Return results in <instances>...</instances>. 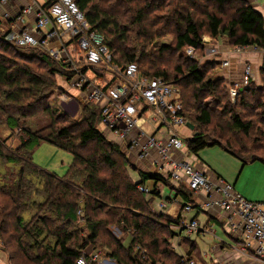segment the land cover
I'll return each mask as SVG.
<instances>
[{
    "label": "trees",
    "instance_id": "16d2710c",
    "mask_svg": "<svg viewBox=\"0 0 264 264\" xmlns=\"http://www.w3.org/2000/svg\"><path fill=\"white\" fill-rule=\"evenodd\" d=\"M51 2L46 0L44 6ZM73 2L90 29L102 36L113 63L134 62L148 78L161 77L179 87L180 112L194 126L184 139L189 153L195 156L206 146H218L242 164H264V156L254 150L264 149V76L260 86L241 89L235 103H230L225 80L206 74L216 60L202 65L183 54L187 47L203 52L204 34L215 40L224 36L230 46L264 52V19L251 0ZM166 35L171 41L157 48L156 42ZM174 54L177 61L172 71L160 67ZM258 71L264 74V62ZM65 76L54 59L7 42L0 32V124L10 129V135L19 129L15 146L6 144L12 135L0 137V170L12 165L16 172L10 186L0 180V229L16 245L13 254H8L9 264L25 259L31 264H76L85 249L96 247L107 249L114 264H183V257L170 244L174 233L169 224L176 220L153 214L150 199L137 189L147 179L155 181L153 187L164 179L158 174H141L139 181L131 180L117 143L99 131L96 106L82 104L79 108L75 101L61 107L48 103L58 89L57 79ZM208 97L216 101L213 107L206 102ZM77 113L78 118L72 119ZM42 142L71 154L63 176L32 163L31 149ZM3 179L7 181V176ZM175 191L183 202H192L184 185ZM30 210L33 213L25 220ZM111 227L131 234L127 245ZM192 246L186 258L193 260Z\"/></svg>",
    "mask_w": 264,
    "mask_h": 264
},
{
    "label": "built area",
    "instance_id": "2783aa9c",
    "mask_svg": "<svg viewBox=\"0 0 264 264\" xmlns=\"http://www.w3.org/2000/svg\"><path fill=\"white\" fill-rule=\"evenodd\" d=\"M8 2L0 0L3 8L0 14L9 20L7 28H0L3 39L18 47L34 48L65 70L66 89L58 88L54 93L56 105L61 107L75 101L79 108L82 104L96 106L99 131L104 137L115 141L119 150L143 165L146 172L165 177L171 183L173 190L163 201L171 200V195L173 199L177 197L175 190L182 185L193 193L204 191L201 200L183 202L181 210L216 209L224 231L238 239V244L232 246L235 253L264 264V203L247 200L231 184L210 178L198 166L180 134L186 119L180 112L177 88L161 77L141 74L134 62L124 66L113 63L102 36L90 29L73 0H52L47 7L45 1H32L15 13L5 9ZM29 16L32 23H24ZM235 48L240 52L252 47ZM187 51L193 58L192 48ZM221 65L228 67L229 59H223ZM253 69L249 62L244 63L240 79L228 84L229 99L256 82ZM95 70L110 74V79L100 81L101 76ZM77 118L78 113L72 117ZM137 189L145 195L160 191L143 183ZM175 225L187 235L199 231L214 235L213 230H205L193 217ZM183 260L185 264H194L192 259ZM104 261L109 262L102 260L98 252H83L76 264H105Z\"/></svg>",
    "mask_w": 264,
    "mask_h": 264
},
{
    "label": "rangeland",
    "instance_id": "374dc122",
    "mask_svg": "<svg viewBox=\"0 0 264 264\" xmlns=\"http://www.w3.org/2000/svg\"><path fill=\"white\" fill-rule=\"evenodd\" d=\"M38 1L41 2L43 0H38ZM2 10H3V8L0 6V11H2ZM1 27L7 28L8 24L7 23L1 24L0 28ZM207 36L209 37V35L204 34L202 36V41ZM211 40H215V39H211ZM226 40L227 39H225L224 36L220 37L216 41V43H214L213 45H209L207 47V52L205 50L203 52H201V51H195L192 49L193 51L190 54L194 55L193 58H195V60H198L199 63L202 65L205 63L207 64L210 59L216 60L213 67L212 66L208 67V69L206 71L207 75L209 74V75H212L214 77H219V75H221L223 73L221 71L224 68L221 65V62L223 59L227 60V59L240 58L242 55H244L245 53H248V52H254L257 54H259V53L264 54V52H262L261 50H259L257 48H254V47L245 48V49L243 48L239 52L236 50V48L234 50V46H230V44ZM170 41H171V36L166 35V36L162 37L159 41H157L155 45H158L157 46V48H158L160 45L169 43ZM152 46L153 45H150L149 48H151ZM188 48H190V47L185 48L183 51V54L186 56H190L188 54V51H187ZM176 57H177V54H174L172 57H168L167 59L164 60L167 62V64L164 63V65L166 64V66H164L161 63V64H159L160 67H163V68L166 67L169 71H172V66L177 61ZM190 57H192V56H190ZM262 58H264V56ZM259 59H260V57H259ZM210 61L212 62L213 60H210ZM244 63L245 62H242V64L240 65V69H242ZM253 68L255 70L254 74H255V79H256V82L253 83V85L260 86L262 84V77L264 76V74L262 75L258 71L259 67L256 68L253 66ZM95 71L98 72L99 75L101 76L100 81H106V80L110 79V77H111L110 74H107L102 70H95ZM139 72H141V71H139ZM175 87L179 91V96H180L179 87L178 86H175ZM56 92L57 91L55 90L48 99V103H50L51 105L57 104L56 98H55L56 94L54 95V93H56ZM180 98H181V96H180ZM235 100H236V96L233 99H230V103H235ZM206 102L211 107H213L216 101L214 99H212L211 97H208V98H206ZM181 107H182V104H181ZM98 113H99V111H98ZM35 118H41V117L37 116ZM42 119H44V118H42ZM36 121H38V120L36 119ZM36 121L34 120L35 124L37 123ZM43 124L44 123H42V122L37 123V125H43ZM62 124H63V122H61L59 125H62ZM150 130H152V125H150ZM18 131H19L18 128L13 130V132L11 134L12 136H11L10 135V129L8 127L0 124V137L2 139H4V138H7L9 135L11 136L10 138L6 139V144L9 145V147L15 146L17 144ZM180 134L182 137H183V135L184 136H186V135L190 136L192 134V131H190V129L187 127H182L180 129ZM112 143L114 144V142H112ZM260 144L262 146V143H260ZM254 150L260 152V154H262L264 156V149L263 148H262V150H258L257 148ZM197 156H198L199 160H201L204 164L209 165L213 170H215V172L220 176V178L222 180L231 184L232 186L234 184V186H235L234 190L235 191L237 190L247 200L256 201V202H264V164H262L260 161L248 162V163L243 165L241 170H239V167L241 164L238 162V160L218 146H206L197 152ZM125 158H126L127 162H130V160L126 156H125ZM71 159H72V157H71L70 153H68L62 149H59L58 147L53 146V145L46 143V142H42L39 145L34 146L31 149V161H32V163L34 165L38 166L39 168H42V169H45V170H48L50 172L55 173L59 177L63 176L66 173L67 168H68L69 164L71 163ZM1 168H2V170H0V180L4 181V183L7 186H10L11 182H12V178L16 172H14L12 165H6V166L1 167ZM132 168H134V167H132L131 164H127L128 174L130 173L129 171L135 172V170H133ZM11 170L13 171V173L11 172ZM131 175H133V174H131ZM4 176H7V181H5L3 179ZM146 182H147L146 186L148 188H150L151 184L153 183V180L147 179ZM158 184L160 185L161 183H158ZM159 185H156V186L160 190L161 186H159ZM169 187L166 186L164 188V190L162 192L163 197L169 193V191H170ZM239 189H242L244 191V194L242 192H240ZM203 192L204 191H198L196 193L202 195ZM30 198H32V196H30ZM180 200L181 201H179V204H178V206L180 207L179 210H181L180 204L183 203L182 199H180ZM162 203H164V201ZM166 203H168V202L165 201V204ZM0 204H1V202H0ZM149 209H151V208L149 207ZM32 210H33V208H32ZM32 210H30L26 213L24 212L25 214L23 217L25 220H28L31 213H33ZM188 215H190V214H188ZM80 216H81V214L78 215V223H77L78 225L81 222ZM13 220H14V218H11L9 221V223L12 225H13ZM182 221L185 222V220H182ZM179 223H177V224H179ZM210 226H211V228L213 227L211 230H213L215 232L214 235L216 238H214L212 235H208V234H205L203 237H201V235H203V234L198 235V233H200V231L197 233H191L190 235H187L182 230H179V231L181 233H183V235L186 237L192 236L191 238L195 239V243L198 245V247L200 249L208 248L210 250L211 246L219 243V241H222L227 245L233 246L232 239H230V237H228L225 234L224 229H223L222 225L218 222V220L211 219ZM110 229L115 236H119L120 238L123 239V244H125L126 241H127V243L129 242L130 237H131L130 233H128V234H125L122 232L120 233L119 227H111ZM169 229L173 233L177 232V231H174L177 229V227L173 223L169 224ZM0 231L3 233L2 237L0 236L1 237L0 238V252H1L3 259H5V261L7 260L6 263L9 264L8 254L9 255L13 254V249H14L13 246H16V245L12 243L13 241L10 240L11 238H6V236L9 237L8 232H5L3 229H0ZM3 239L5 240V242ZM172 241L173 242H171V243L176 246L178 241L176 239H172ZM8 244L12 245V246H7ZM186 245L188 246V243H182V245L179 246L180 249H177L179 254H181V256L183 258L186 257L185 252L182 253V251L187 248ZM3 247H6V248H4L5 250L3 249ZM84 252L86 254H92L94 252H98L100 254V257L102 260L108 259L107 261H109V262L104 261L105 264H111V258L107 256L108 250L105 248H99V247H96L94 249L93 248H87V249H85ZM235 255H237V254L235 253ZM193 256H194V258H193L194 264H216V263L209 261L208 259H207V263L202 262V260L199 261V259H198L199 254L194 253ZM10 257H13V256H10ZM25 260L20 261L19 264H31L30 262L29 263L24 262ZM17 261H18V259H17ZM182 261H183V264H185L184 260H182ZM165 262L169 263V260L166 259Z\"/></svg>",
    "mask_w": 264,
    "mask_h": 264
},
{
    "label": "crops",
    "instance_id": "0c3cea01",
    "mask_svg": "<svg viewBox=\"0 0 264 264\" xmlns=\"http://www.w3.org/2000/svg\"><path fill=\"white\" fill-rule=\"evenodd\" d=\"M32 1L39 2L38 0H9V2H8L7 6L5 7V9L10 11L11 13H15L17 11V9H19L20 6H22V5L26 4V3H30ZM43 1H41V2H43ZM41 2H39V3H41ZM251 2H252V5H253L254 9L258 13H260V15L264 19V0H251ZM0 12H2V11H0ZM1 16H0V18H1L0 21H2V24H4V23L8 24L9 20L5 19V17L3 15H1ZM25 22H27V24L32 23L31 16H29L28 19L25 18L24 19V23ZM218 39L211 40L208 36L205 37V39H203V41L205 43V49L204 50L207 52V47L209 45H213L214 43H216V41ZM263 56H264V54H260V53L257 54V53H254V52H248V53H245L244 55H242L240 58L229 59V66L226 67L227 69L224 67L221 70L223 73L221 75H219V77H222L227 84L232 83L234 81H237L241 77L240 65L242 64V62H249L254 67L258 68L264 62V58H262ZM259 57H260V59H259ZM210 60H215V59H210ZM225 69L227 71H225ZM57 85H58V88H60V89H66V84H65L64 80H62V79H57ZM194 158L197 160L198 166L205 173H207L210 178H220V176L215 172V170H213L209 165L204 164L201 160H199L197 155H195ZM128 159L130 160V162H128L127 164H131V166L134 167L132 169L135 170V172L129 171L130 172L129 176H130L132 181H134V182L139 181L141 179V176H140L141 174H143V175L150 174L148 171L147 172L145 171L143 165L140 166V164L137 163V161H135L132 158H128ZM238 162L241 164L240 167H239V170H241L244 164H242L239 160H238ZM131 174H133V175H131ZM162 178L164 179L165 182L159 181V182L156 183V185H159L158 183H161L159 185V186H161V189L159 191V195L158 196L143 194V196L146 199H150L149 207L151 208L150 210L152 211V213L155 214V215L163 214L166 217H169V218H171L173 220H176V222H173V224H177L179 222H182V220L187 221V220H189L190 218L193 217V218L197 219L199 224L205 230L206 229H212L213 227L211 228V226H210L211 219H215V220L219 219V217L217 215L218 211L216 209H200L199 207H197V209H193L190 212H183V211L179 210L180 207L178 206L179 201H181L180 199H182L183 197L178 195L177 193H176L177 197H175L173 199V195H171L172 196L171 200L170 199L169 200H164V203H162L163 202V198H164L162 196V192H163L164 188L166 186H168V187L170 186L169 187L170 191H169L168 194H171V192L173 190L171 183L165 177H162ZM146 183L147 182L145 181L143 184L146 185ZM154 183H155V181H153V183L151 184L150 188L153 187ZM233 187L235 189L234 184H233ZM239 191L244 194V191L242 189H239ZM189 195H190L189 199L193 203H195L196 200H201L203 198L201 194H197V193L193 194L191 191L189 192ZM165 201L168 202V203L165 204ZM262 203H264V202H262ZM188 214H190V215H188ZM174 231H177V232L174 233V237L172 239H176L178 242H177V244L175 246L174 244L171 243V242H173L172 239H171L170 244H171L174 252L177 253V254H179V252L177 250V249H180L179 246H181L182 243H188V246L186 245L187 248L184 249L185 251L183 250L182 253L185 252V254H186V251L188 250V247L192 244L193 246L190 247V248H194L193 254L194 253L199 254V258H198L199 261L202 260V262H204V263H207V259H208L209 261H211L213 263H216V264H218V263L219 264H259L258 262H255L254 260H252L250 258H242V257H239L238 255H235V252H234V249L232 248V246L231 245H227V244H225L222 241H219V243L211 246L210 250L208 248L200 249L198 247V245L195 243V239L191 238L192 236L186 237L178 229H176ZM224 232H225V234L228 237H230V239H232L233 245H237L238 244L237 243L238 239L236 237L231 235V233H227L226 231H224ZM199 234L200 235L203 234V235H201V237H203L205 234H208V235H212L214 238H216L215 235L209 234V233H205V232H200V233H198V235ZM127 244L128 243L126 241L125 245H127ZM179 255H181V254H179ZM106 260H108V259H106ZM6 261H5V259H3L2 255H1V252H0V264H7Z\"/></svg>",
    "mask_w": 264,
    "mask_h": 264
},
{
    "label": "bare ground",
    "instance_id": "6f19581e",
    "mask_svg": "<svg viewBox=\"0 0 264 264\" xmlns=\"http://www.w3.org/2000/svg\"><path fill=\"white\" fill-rule=\"evenodd\" d=\"M193 57H194V55H193ZM198 57V56H197ZM200 57V56H199ZM207 60V59H206ZM197 61V60H196ZM210 61V60H209ZM227 69V68H226ZM225 69V71H227ZM254 70V69H253ZM228 75V74H227ZM228 88V87H227ZM71 102H68V105L70 104ZM67 104V103H66ZM72 104V103H71ZM73 105H75V104H73ZM76 106V105H75ZM73 108V107H72ZM75 108V107H74ZM79 109V108H78ZM74 110V109H73ZM72 109L70 110V112H72L73 111ZM80 110V109H79ZM74 113V112H73ZM80 114V113H79ZM79 119H80V117H79ZM187 123H190V122H186V124H185V127H187V128H189L188 126H187ZM190 130H192V129H190ZM182 137V136H181ZM183 141H184V139H185V136L183 135ZM79 214H81L80 212H78Z\"/></svg>",
    "mask_w": 264,
    "mask_h": 264
},
{
    "label": "water",
    "instance_id": "95a60500",
    "mask_svg": "<svg viewBox=\"0 0 264 264\" xmlns=\"http://www.w3.org/2000/svg\"><path fill=\"white\" fill-rule=\"evenodd\" d=\"M187 126L189 127V129H193V124H191V123H187Z\"/></svg>",
    "mask_w": 264,
    "mask_h": 264
}]
</instances>
